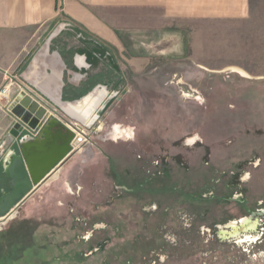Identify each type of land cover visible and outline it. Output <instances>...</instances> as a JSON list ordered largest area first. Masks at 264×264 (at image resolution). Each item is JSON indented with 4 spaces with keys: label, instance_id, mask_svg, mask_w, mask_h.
<instances>
[{
    "label": "rangeland",
    "instance_id": "1",
    "mask_svg": "<svg viewBox=\"0 0 264 264\" xmlns=\"http://www.w3.org/2000/svg\"><path fill=\"white\" fill-rule=\"evenodd\" d=\"M99 16L112 42L60 18L30 54L57 29L45 70L60 50L84 54L80 83L62 67L64 81L109 98L87 127L36 100L41 124L72 130L74 152L0 220V264H264V0H248L244 19L169 18L152 29L143 13ZM7 91L0 146L12 129L19 137L0 156V187L3 161L35 134Z\"/></svg>",
    "mask_w": 264,
    "mask_h": 264
},
{
    "label": "crops",
    "instance_id": "2",
    "mask_svg": "<svg viewBox=\"0 0 264 264\" xmlns=\"http://www.w3.org/2000/svg\"><path fill=\"white\" fill-rule=\"evenodd\" d=\"M106 10L112 12L128 10L130 14L143 13L146 24L152 29L153 22L157 26L169 18L244 19L248 13V0H0V98L13 87L16 98L21 94L29 95L35 100L42 98L50 102H54L53 99L62 102V88L65 82L62 67L74 71L72 78L78 85L82 79L80 73L88 68L87 57L78 53L72 58L71 52L64 51L70 59V66L67 67L60 56L61 50L58 51L57 56L62 67L60 80L56 82L57 89L54 91L52 74L45 70L43 64L41 67L40 60L36 58L42 50L36 51L39 53H34L31 57L30 54L37 48L42 35L57 24L60 18L73 21L88 33L112 42L114 34L99 16L101 11ZM57 31L55 29L48 42ZM77 33L89 37L81 29L77 30ZM47 55L49 56L48 49ZM67 84L73 85L71 82ZM80 85L83 87V84ZM74 87L81 88L76 85Z\"/></svg>",
    "mask_w": 264,
    "mask_h": 264
},
{
    "label": "water",
    "instance_id": "3",
    "mask_svg": "<svg viewBox=\"0 0 264 264\" xmlns=\"http://www.w3.org/2000/svg\"><path fill=\"white\" fill-rule=\"evenodd\" d=\"M13 112L19 117L24 115V122L35 129L45 115L46 109L29 95L19 94ZM55 126L64 128L58 121L51 119L37 138L30 136L20 138V155L10 152L3 161V173L11 185L9 192L1 191L0 195V220L3 222H6L14 208L30 197L35 189L73 154L72 144L75 135L70 129H67L63 140L47 136L44 139L40 138L42 133H47ZM18 137V131L12 129L0 146V156ZM9 138L11 141L6 144ZM242 228L243 226H240L238 231ZM234 231L237 232V229L233 230V234Z\"/></svg>",
    "mask_w": 264,
    "mask_h": 264
},
{
    "label": "bare ground",
    "instance_id": "4",
    "mask_svg": "<svg viewBox=\"0 0 264 264\" xmlns=\"http://www.w3.org/2000/svg\"><path fill=\"white\" fill-rule=\"evenodd\" d=\"M48 43L44 46L42 51L39 53V55L36 57L40 60V66L42 67V59L47 58V46ZM51 62L54 63V67L51 69V77L54 85V91L57 89L56 82L60 80V70H61V63L59 61V58L57 54H53L50 58ZM50 77V78H51ZM42 85V84H40ZM39 85V86H40ZM109 98L108 92L102 88L98 87L95 88L92 92H90L85 97L81 98L80 100L76 102H58L57 100H54V104L57 105L60 110L68 116L73 121L83 125V126H89L94 123V121L97 118V112L102 108L105 101ZM120 130L118 127H114L110 133V136L114 139H117L120 135ZM11 139L9 138L7 140V143H10ZM56 178V175L54 176ZM246 223V222H245Z\"/></svg>",
    "mask_w": 264,
    "mask_h": 264
},
{
    "label": "trees",
    "instance_id": "5",
    "mask_svg": "<svg viewBox=\"0 0 264 264\" xmlns=\"http://www.w3.org/2000/svg\"><path fill=\"white\" fill-rule=\"evenodd\" d=\"M60 56L63 58L64 64L68 67L70 66V59L68 57V54H66L64 51L60 52ZM87 85V84H86ZM96 86V84L91 83L88 86H84L81 88H75L66 82H64V86L62 88V101L63 102H72L79 100L80 98L87 95L93 88Z\"/></svg>",
    "mask_w": 264,
    "mask_h": 264
},
{
    "label": "flooded vegetation",
    "instance_id": "6",
    "mask_svg": "<svg viewBox=\"0 0 264 264\" xmlns=\"http://www.w3.org/2000/svg\"><path fill=\"white\" fill-rule=\"evenodd\" d=\"M16 104V103H15ZM15 104H14V106H15ZM14 106H13V108H14ZM46 122H44L43 124H41V120L39 121V123L37 124V126H36V128L34 129V135H33V138H37L40 134H41V132L43 131V129L45 128V126H46V124H45ZM60 124H62V126H64V128H61L60 126H55V127H53L52 129H50V130H48V132L47 133H42V135H41V139H44L46 136L47 137H58V138H60V139H65V137H66V131H67V129H69L68 127H67V125H65V124H63V123H60ZM63 165V164H62ZM5 179V183H7V185L6 186H4V187H0V195H1V191H4V192H9L10 190H11V185H10V182H9V180L6 178V176L4 177ZM244 222V221H243ZM245 223V222H244ZM246 225H248V223L246 222ZM245 227V225H243V228ZM242 228V229H243ZM234 232H236V231H234Z\"/></svg>",
    "mask_w": 264,
    "mask_h": 264
},
{
    "label": "built area",
    "instance_id": "7",
    "mask_svg": "<svg viewBox=\"0 0 264 264\" xmlns=\"http://www.w3.org/2000/svg\"><path fill=\"white\" fill-rule=\"evenodd\" d=\"M65 27V26H64ZM62 27L61 29L64 30L66 29L67 31H71L73 33V31L70 28H64ZM67 27V26H66ZM70 27V26H69ZM76 37L80 40V39H84V37L82 36L81 33H76Z\"/></svg>",
    "mask_w": 264,
    "mask_h": 264
}]
</instances>
